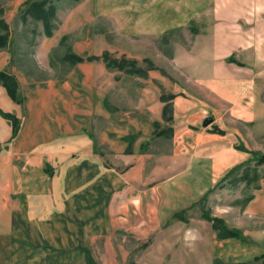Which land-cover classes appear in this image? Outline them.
<instances>
[{"label":"crops","instance_id":"crops-1","mask_svg":"<svg viewBox=\"0 0 264 264\" xmlns=\"http://www.w3.org/2000/svg\"><path fill=\"white\" fill-rule=\"evenodd\" d=\"M75 11V31L88 28L76 56L144 60L146 44L170 38L174 74L132 75L143 80V110L119 125L109 124L104 92L127 73L103 60L78 64L80 78L36 88L25 119L8 108L15 101L0 100L25 125L11 141L0 116V170H10L0 179V249L4 258L16 252L18 264H98L100 236L168 233L173 220L194 223L197 207L204 219L210 192L239 179L242 170L226 176L250 158L240 149L244 126L264 139V0H82ZM247 210V241H225L264 255V222H252L264 219V183ZM24 252L36 256L23 262Z\"/></svg>","mask_w":264,"mask_h":264},{"label":"rangeland","instance_id":"rangeland-1","mask_svg":"<svg viewBox=\"0 0 264 264\" xmlns=\"http://www.w3.org/2000/svg\"><path fill=\"white\" fill-rule=\"evenodd\" d=\"M32 1L34 0H0V37L6 40V44L0 47V72H6L15 79V94L21 101L10 102L8 108L14 110V113L21 119H25L26 116L28 96L36 91V88H44L48 83L52 82L64 83L72 78H80L81 72L78 64L100 60L80 57L82 59L80 61L71 57V55L76 56L72 51L75 42L81 40L88 29L75 31V8L82 0L79 2L70 0L52 2V6L56 8V14L53 20L55 30L51 37L45 35L41 21L34 20L30 16H28L27 21L22 19L26 7ZM68 22L72 27H65ZM99 26L106 29L114 41L113 25L104 23ZM93 29L95 28L93 27ZM64 34H67V40L64 43H60V39ZM168 41L169 43H156L153 41L151 44H146L144 46L145 50L150 53L147 55H151V58L144 60L128 59L123 56L115 58L116 56L111 55L110 52H105L104 54H108L110 58L115 60L133 62L135 67L144 74L146 73L141 76L143 79L148 76V71L160 68H165L166 71L164 70V72L166 73L174 74V58H165V56L171 55L173 53L172 49H174V43L170 42V38H168ZM114 43L115 45H112L116 48L120 46L117 41H114ZM136 49H138V44ZM118 53H121V51ZM155 55H158V57ZM155 62L159 64L157 68ZM111 69V71H120L119 69ZM136 78L128 74L121 75L104 92L107 94V109L111 116L109 124L119 125L129 118L137 117L141 114L143 109L141 111L139 109V99L143 80ZM0 100H3L4 103L5 100H12L1 83ZM5 112L8 111L5 110ZM18 117L17 119L20 122L19 129L15 135L10 136L11 141L20 133L21 128L24 129L25 127L23 120ZM97 125L101 127L104 123L99 120ZM242 131L246 142L243 145L248 151L264 154V139L257 138L255 134L253 135L251 131L245 129V126ZM19 164L22 165L24 162L20 159ZM251 168L254 170L250 175L251 180L242 179L245 174L242 169L239 173L240 175L237 176L239 179L233 181H229L231 180L229 179L211 191L209 196L211 198V207L208 210L210 216L222 220L226 228L242 232L243 234L252 229V216L247 208H249L254 194L262 189L264 183V165L256 167L255 162H253ZM9 174L10 170H0V179L4 180L9 177ZM198 210L199 208L197 207L190 213L191 221L195 219L194 223L185 225L173 220L169 225L173 226V229L168 231V233L161 231L157 235L141 236V239L135 235L116 234L109 236L111 238L109 242L106 236H100L95 244V257L98 264H213L215 258H221L225 262H244L255 258L253 255L258 253L254 249L246 248L244 243L241 245L243 248L240 247L241 241L220 239L218 232L216 231V234L213 231L214 229H212L213 227L209 222L202 219V217L197 218L201 215ZM252 222L260 226L264 219H255ZM262 226L264 227V225ZM108 243H112L114 251L106 250ZM5 253L6 258L3 257V251L0 249V264H18L16 252L14 256L10 252ZM21 255L22 261L29 263L36 256V254L31 256L28 252H24ZM252 264L262 263L255 262Z\"/></svg>","mask_w":264,"mask_h":264},{"label":"trees","instance_id":"trees-1","mask_svg":"<svg viewBox=\"0 0 264 264\" xmlns=\"http://www.w3.org/2000/svg\"><path fill=\"white\" fill-rule=\"evenodd\" d=\"M53 1H61V0H34L32 2H29L28 6L26 7L22 19L24 21L28 20V16H30L32 19L41 21L44 28V33L47 37L53 36L55 25L53 24V20L55 18L56 14V8L52 6ZM74 2H79L81 0H70ZM6 44V40L3 37H0V47L4 46ZM72 59L74 60H82L80 57L71 55ZM90 60H103L106 65L109 68L119 69L120 71H123L130 75H145L140 69L135 67V64L133 62H123V60H115L109 57L108 54H104L102 58L94 57L89 58ZM0 83L2 86H4L7 90V93L14 101H21V99L17 98V95L15 94L16 90V82L15 79L6 72H0ZM0 116H2L4 119L8 120L12 124V136L16 134V132L19 129L20 122L17 119V117L10 113V112H4L0 109ZM240 149L246 153H250L251 157L246 161L245 163L241 164L240 166L234 167L230 172L227 174L226 178L229 179L233 174L240 170H244L245 174L242 176L243 180H251V173L254 172V170L251 168V164L255 162V166L264 165V154H256L253 152H249L248 149L241 145ZM204 219L212 223V227L215 231L218 232V236L220 239H230V238H236L243 241H247L246 237L243 235V233L238 231H233L228 228H226L224 222L218 218H213L210 216L208 212L204 213ZM255 262H261L264 264V255H261L259 257H255L254 259L250 261H244V262H225L221 259H215L213 264H252Z\"/></svg>","mask_w":264,"mask_h":264},{"label":"water","instance_id":"water-1","mask_svg":"<svg viewBox=\"0 0 264 264\" xmlns=\"http://www.w3.org/2000/svg\"><path fill=\"white\" fill-rule=\"evenodd\" d=\"M213 120H209L205 125L208 126L209 124L212 123Z\"/></svg>","mask_w":264,"mask_h":264}]
</instances>
